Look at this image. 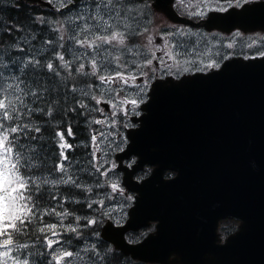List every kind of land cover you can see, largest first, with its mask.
Wrapping results in <instances>:
<instances>
[{
    "label": "snow or ice",
    "instance_id": "snow-or-ice-1",
    "mask_svg": "<svg viewBox=\"0 0 264 264\" xmlns=\"http://www.w3.org/2000/svg\"><path fill=\"white\" fill-rule=\"evenodd\" d=\"M41 3L0 0V264H120L100 226L124 231L140 203L122 186L121 130L141 128L153 80L222 72L243 34L199 29H239L251 0H176L196 30L153 26L149 0ZM244 48L264 58V37L241 49L254 60Z\"/></svg>",
    "mask_w": 264,
    "mask_h": 264
},
{
    "label": "water",
    "instance_id": "water-1",
    "mask_svg": "<svg viewBox=\"0 0 264 264\" xmlns=\"http://www.w3.org/2000/svg\"><path fill=\"white\" fill-rule=\"evenodd\" d=\"M261 5L252 7L247 16L255 18H245L242 27L264 28ZM262 59L229 62L207 78L155 83L141 128L127 133L131 153L117 154H138L131 170L120 169L123 184L139 193V206L130 209L124 231L114 232L109 223L102 231L124 254L163 264H264ZM146 163L155 166L153 173L133 181L132 173ZM165 168L177 175L164 180ZM224 217L241 222L218 243L217 223ZM149 219L157 221L155 233L138 244L124 240L126 230Z\"/></svg>",
    "mask_w": 264,
    "mask_h": 264
},
{
    "label": "flooded vegetation",
    "instance_id": "flooded-vegetation-1",
    "mask_svg": "<svg viewBox=\"0 0 264 264\" xmlns=\"http://www.w3.org/2000/svg\"><path fill=\"white\" fill-rule=\"evenodd\" d=\"M154 2H155L154 0H149V3L153 5L152 12L150 14V19L153 21V26L163 28L165 26L176 25V26H183L185 28H191L193 30L197 29V23L195 19H190L186 15L180 14V10H178L176 6V0H172L170 4H165L163 8L156 7L154 5ZM259 2H264V0H251V3L245 4V7L255 6L259 4ZM237 10H241V9H237ZM201 24H203L202 21ZM199 30L208 33L220 32L223 33L225 37H230V33H235L237 31L241 32L243 35L241 37V42L237 43L236 45V53H237L236 57H240L239 54L245 43L250 42L252 39L259 40L260 37H264V32L259 30L248 32L234 28L229 32H223L215 28H207V27H201ZM157 43H159V41H157ZM261 51H264V48H261ZM244 55L258 57L256 55L255 49L248 50L247 48H244ZM157 75H159V73ZM149 170L150 169L147 168L144 171V173L148 172ZM136 177H141V175H137Z\"/></svg>",
    "mask_w": 264,
    "mask_h": 264
},
{
    "label": "trees",
    "instance_id": "trees-1",
    "mask_svg": "<svg viewBox=\"0 0 264 264\" xmlns=\"http://www.w3.org/2000/svg\"><path fill=\"white\" fill-rule=\"evenodd\" d=\"M27 4V3H26ZM29 5V9L28 10H35L37 12H45L47 13L49 10L46 8H41L40 6H36V5ZM9 16H15V15H20L23 16L24 12H20V13H16L14 10L9 9L8 13ZM80 139H83V136L78 137ZM118 255L120 257V264H145V263H141V262H137V261H132L131 259H129L128 257L124 256L122 253L118 252Z\"/></svg>",
    "mask_w": 264,
    "mask_h": 264
}]
</instances>
